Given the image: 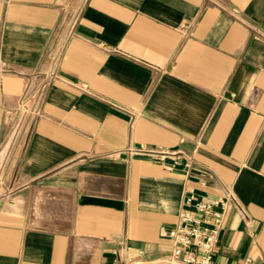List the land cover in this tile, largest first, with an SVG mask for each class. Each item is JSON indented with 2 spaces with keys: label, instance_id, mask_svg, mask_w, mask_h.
<instances>
[{
  "label": "crops",
  "instance_id": "crops-1",
  "mask_svg": "<svg viewBox=\"0 0 264 264\" xmlns=\"http://www.w3.org/2000/svg\"><path fill=\"white\" fill-rule=\"evenodd\" d=\"M191 190L240 203L214 261L264 264V0H0V264L172 259Z\"/></svg>",
  "mask_w": 264,
  "mask_h": 264
},
{
  "label": "built area",
  "instance_id": "built-area-1",
  "mask_svg": "<svg viewBox=\"0 0 264 264\" xmlns=\"http://www.w3.org/2000/svg\"><path fill=\"white\" fill-rule=\"evenodd\" d=\"M39 74H34L38 78ZM56 74H50L54 78ZM47 82L35 86L29 80L19 99L21 116L27 114L38 115L41 111L42 93L47 87ZM31 105L34 107L31 108ZM152 157L165 159L177 158V152L159 149H140L137 151ZM176 162V161H175ZM185 204L189 207L179 213L178 223L167 232L172 240L171 256L173 260L182 264H220L214 261L220 235L226 221L227 213L231 206H239L240 203L233 191L224 196L210 200L198 196L193 190L185 198ZM115 261L132 260L134 258L130 247L123 246L113 250Z\"/></svg>",
  "mask_w": 264,
  "mask_h": 264
},
{
  "label": "rangeland",
  "instance_id": "rangeland-1",
  "mask_svg": "<svg viewBox=\"0 0 264 264\" xmlns=\"http://www.w3.org/2000/svg\"><path fill=\"white\" fill-rule=\"evenodd\" d=\"M123 264H182L179 261L169 259V258H158V259H137L133 258L132 260H127Z\"/></svg>",
  "mask_w": 264,
  "mask_h": 264
}]
</instances>
